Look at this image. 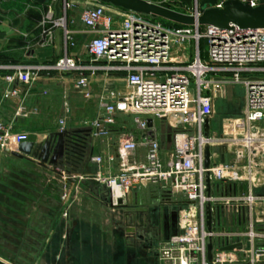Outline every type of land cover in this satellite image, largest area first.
<instances>
[{
  "label": "built area",
  "instance_id": "2783aa9c",
  "mask_svg": "<svg viewBox=\"0 0 264 264\" xmlns=\"http://www.w3.org/2000/svg\"><path fill=\"white\" fill-rule=\"evenodd\" d=\"M147 1L178 11L172 5L180 0ZM224 1L218 0L214 7L223 8ZM58 2L63 14L60 11L57 17ZM250 4L256 7L259 2L251 0ZM75 7L82 8L81 21L94 35L87 46L92 62L116 64L102 69L128 72L127 91L118 95L112 92L114 100L104 102V114L90 124L95 136L106 135L117 124L119 114H133L137 127L135 133L122 132L117 155L107 157L109 162L118 161L119 168L117 174L102 179L112 205L119 206V199L129 201L132 192L145 184H158L169 194L183 197L177 231L159 248V264H264V194L259 191L264 187V172L256 165L257 155L264 154V28L172 27L100 0H49L40 23L39 45H53L56 30L62 29L75 46L67 19V12ZM181 8L184 11L178 12L196 19L201 15L199 0H192L191 8L186 4ZM191 41L195 45L193 59L187 58ZM203 41L206 58L202 56ZM99 68L81 65L66 55L46 67L0 66V70H13L0 78L9 86V96L16 94V82L30 85L34 71L71 73ZM210 74L213 77L209 78ZM76 83L85 90L89 79L81 76ZM228 83H240L245 88L242 115L226 120L224 127L230 128L225 135L218 138L210 129L206 136L205 126L209 120L211 127L218 91ZM84 95L90 97L89 91ZM156 119L171 128L172 143L166 153ZM30 140L29 133L15 131L0 120V149ZM141 147L146 149L142 161L137 155ZM207 147L211 150L208 168ZM223 155L228 157L227 163L222 162ZM93 161L101 164L103 157ZM208 206L211 230L207 226ZM210 239L212 261L208 259ZM231 246L233 249H228Z\"/></svg>",
  "mask_w": 264,
  "mask_h": 264
},
{
  "label": "crops",
  "instance_id": "0c3cea01",
  "mask_svg": "<svg viewBox=\"0 0 264 264\" xmlns=\"http://www.w3.org/2000/svg\"><path fill=\"white\" fill-rule=\"evenodd\" d=\"M47 8L48 2L39 4L34 0H15L3 7L0 6V39H5V43L0 44V66L46 67L54 65L59 59L67 55L75 58L81 65L99 66L100 68L71 73L52 69L34 71V81L30 85L16 82L13 85L16 94L9 96H6L9 86L0 78V120L6 125L12 126L15 131L29 133L30 141L34 142H43L51 133L62 130L76 131L81 128L92 127L90 124L104 114L102 104L114 100L111 93L118 95L127 91V71L105 70L102 67L116 64H108L105 61L92 62L87 46L94 35L88 32L81 18L78 26L75 25V14L79 13L81 17L82 10L79 7L67 12L68 29L73 33L75 46H71L62 29L56 30L53 45L48 47L39 45L42 39L40 23ZM60 11L63 14V9ZM21 18L24 19L23 24ZM17 30L19 33L15 34ZM82 43L84 48L78 51L77 48ZM186 49L189 52L187 58L193 59L195 56L194 41H191ZM202 56L206 58V50L202 52ZM9 73H13V70L1 69L0 77ZM81 76L89 79V86L85 90L77 87V78ZM88 91L90 97L87 98L84 92ZM131 115L133 116V114H119L115 125L117 128H110L106 135L95 136L92 127V142L78 147V154H75L76 159L84 158V160H78L75 166H72L74 169L72 173L70 175L64 174L62 179L56 176L50 166L43 167L36 160L19 159L7 155L4 150L0 149V216H28L27 223L21 225L19 220H14L9 221L8 225H14L16 231H30L32 234L27 239H20V242L17 241L18 239H0V247L13 245L17 248L24 246L27 249L26 253L32 256V259L26 264H137L140 259L147 257L146 252L139 253L137 251L135 244L125 242L127 239L121 240L118 237L107 238L102 236L99 223L96 220L89 219L80 221L78 224L71 223V234L66 236L65 226L53 225L50 228L47 222L33 223L31 217L35 213L31 211L27 215L26 212V208L29 206L26 202L32 192L41 194L42 200L40 199V201L43 202V199L48 198L51 191V194H55L51 190L55 185L58 192L60 191L63 196L62 198L67 196L72 198V204L79 200L83 193L92 196L94 200H103L113 212L121 209L128 210L127 207L135 202V197L144 200L145 193L147 194L152 187L150 185H156L157 188L156 190L150 189L148 198L156 199L160 196L166 202L179 205L181 201L176 200L175 196L169 194L158 184H145L137 188L139 190L135 189L132 192L129 201L125 200L119 206L112 205L110 191L102 179L117 174L119 171L118 161L109 162L107 160L108 155H117L118 145L115 143L111 146V144L105 145L104 143L114 133H117L119 138L124 131L135 133L129 129L124 121ZM156 126L159 131L158 137L162 151L166 153L171 148V144L167 141L168 125L162 121L161 125L156 123ZM135 130H137L136 125ZM13 147L14 145L8 150H12ZM145 153V148L138 149L137 155L141 161L144 159ZM97 156L103 157L101 164L93 161V158ZM11 162L20 163L32 170L37 167L47 174L50 173V175L39 176L40 178L32 175L22 177L14 169H5L6 163ZM256 165L260 172H264V154L257 155ZM66 168L70 167L67 166ZM13 184H19L23 189L18 185L13 187ZM9 189H13L16 192L15 195L12 193L7 196L6 192ZM259 191L264 194V187ZM2 207L17 210L7 213L1 210ZM133 214L124 211L126 217ZM4 223H7L6 220L2 221L0 218V227ZM127 231L131 237H134V228L127 229ZM6 241L9 244H5ZM147 250H150L149 247ZM0 264H23V262L0 252Z\"/></svg>",
  "mask_w": 264,
  "mask_h": 264
},
{
  "label": "rangeland",
  "instance_id": "374dc122",
  "mask_svg": "<svg viewBox=\"0 0 264 264\" xmlns=\"http://www.w3.org/2000/svg\"><path fill=\"white\" fill-rule=\"evenodd\" d=\"M12 1L15 0H0V6L3 7L8 3H12ZM172 8L178 11H184V9H182L178 5H172ZM79 9L82 10L81 7H79ZM74 20L75 25L78 26L80 21L79 13L75 14ZM83 46L84 44L82 43V45L77 48L78 51L83 50ZM206 48L207 45L205 41H203L202 52L205 51ZM227 75H231V73H227ZM261 75L264 76V73H262ZM211 77H213V74L209 75V78ZM244 104V86L240 83L225 84L223 88L218 91V97L215 102L214 116L211 122V132L218 138L222 135H225V133H228V129L230 127H224L226 120L229 118L241 117L245 106ZM133 117L134 116L132 115L128 116L124 121L126 122V125L129 127V129L135 132L136 130ZM156 123L158 125H161L162 121L156 119ZM115 143L117 145L119 144V136L117 135V133L111 134L109 140L105 141L104 144H111L112 146ZM218 147L221 151L226 150V148L223 146ZM5 169H14L22 177H30L31 175L45 177L46 175H50V173L47 174L37 167L32 170L20 163L15 162L6 163ZM23 183L25 184V181ZM15 185H18L23 189V187L19 184H13V187H15ZM150 186H152L151 188L155 190L157 188L156 185ZM150 189L148 190L147 194L145 193L146 196L144 195V200L135 197V202L130 205V207H127L128 210L121 209L120 211L117 210V212H113L107 206V204L103 202V200H94L92 196L83 193L81 194L79 200L72 204V198L70 196L62 198L63 196L60 194V191L58 192V188L55 185L51 189L55 192V194H51V191L48 198L45 197L46 199H43V202L40 201V199L42 200L41 194L32 192L26 202V204L29 205L28 208H26V212L27 215L31 211L35 213V215L31 217L33 219V223L47 222L50 228L53 227V225H57L60 227L65 226L67 230L66 236L71 234V223L78 224L83 220H96V222L99 223V228L101 229L100 234L102 236L107 238H112V236L113 238L118 237L121 240L127 239L125 242H127L128 244H135L139 253H147V257H145L144 259H140L139 263L137 264H159V260L157 258L159 248L171 235L175 234L177 231L180 206L174 203H170L169 201H167L169 202L167 203L165 199L160 196L156 199L148 198L150 194L149 192L151 191ZM12 193L15 195L16 192L13 189H9L6 192L7 196L8 194ZM175 197L177 198H175L176 200L182 201L183 199L181 195H177ZM2 208L3 209L1 210L7 213L17 210L15 208H11V210L5 209L4 207ZM124 211H128L134 214L126 217L124 215ZM0 218L2 219V221L6 220L7 222L2 224V226L0 227L3 230L0 231V239H18L17 241L20 242V239H27L32 235L30 231H16L14 230V225H8L9 221L11 222L14 220H19L21 225L25 222L27 223L28 216L26 217L22 215H15L14 217L1 215ZM20 223L18 222L19 226ZM132 228H134L135 230L134 237H131V234L127 231V229ZM5 244H9V242L6 241ZM148 247L150 250H147ZM26 251L27 249L24 246L17 248L13 245H8V247H0L1 253L7 256L11 255V257L22 261L23 264H26V262L32 259L31 254H27Z\"/></svg>",
  "mask_w": 264,
  "mask_h": 264
},
{
  "label": "water",
  "instance_id": "95a60500",
  "mask_svg": "<svg viewBox=\"0 0 264 264\" xmlns=\"http://www.w3.org/2000/svg\"><path fill=\"white\" fill-rule=\"evenodd\" d=\"M49 0H34L39 4H45ZM101 2L111 4L115 7L124 10L145 14L154 18H162L167 21L185 26H206L213 25L223 29L238 26L242 29L264 28V0H258L259 4L252 7L251 0H226L223 3V8L214 7L218 0H199L201 15L198 19L191 15H187L173 9H169L147 0H100ZM174 4L183 6L186 4L188 8L192 7V0H180ZM56 15H60V3L56 5ZM22 24L24 19L21 18ZM18 30L15 34H18ZM5 39H0V44H4ZM165 120V118H163ZM149 126H152V120L149 121ZM210 123L207 120L205 126V134H210ZM92 127L81 128L76 131L62 130L60 132L51 133L43 142L28 141L17 144L12 150H4L7 155H12L19 159L36 160L43 167H52V171L60 179L64 174L70 175L74 170L79 159H76L75 154H78L77 148L88 145L92 142ZM167 141L172 143L171 128L167 127ZM210 147L205 151V167L210 166ZM84 157V156H83ZM80 159L79 161H83ZM222 162L227 163L228 157L222 156ZM70 168H66V167ZM208 192H210V178L207 174ZM123 200L119 199L118 203L122 204ZM207 226L212 228V213L210 206L207 207ZM212 240L208 244V259L212 261ZM233 249V247H228Z\"/></svg>",
  "mask_w": 264,
  "mask_h": 264
},
{
  "label": "trees",
  "instance_id": "16d2710c",
  "mask_svg": "<svg viewBox=\"0 0 264 264\" xmlns=\"http://www.w3.org/2000/svg\"><path fill=\"white\" fill-rule=\"evenodd\" d=\"M153 19L157 20V21H160L161 23H163L166 26H172V27H184L185 26V25H180V24H177V23H173V22L167 21V20L162 19V18H153ZM202 44H203V42H201V49H202Z\"/></svg>",
  "mask_w": 264,
  "mask_h": 264
},
{
  "label": "bare ground",
  "instance_id": "6f19581e",
  "mask_svg": "<svg viewBox=\"0 0 264 264\" xmlns=\"http://www.w3.org/2000/svg\"><path fill=\"white\" fill-rule=\"evenodd\" d=\"M190 212H191V213L194 212V207H193V206L190 207Z\"/></svg>",
  "mask_w": 264,
  "mask_h": 264
},
{
  "label": "flooded vegetation",
  "instance_id": "af4514ba",
  "mask_svg": "<svg viewBox=\"0 0 264 264\" xmlns=\"http://www.w3.org/2000/svg\"><path fill=\"white\" fill-rule=\"evenodd\" d=\"M178 204H179V203H178ZM178 206H180V204H179Z\"/></svg>",
  "mask_w": 264,
  "mask_h": 264
}]
</instances>
